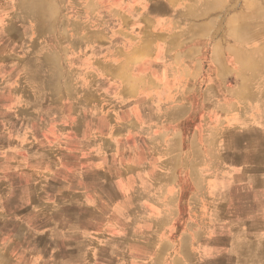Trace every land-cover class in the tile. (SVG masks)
Instances as JSON below:
<instances>
[{"label":"crops","instance_id":"0c3cea01","mask_svg":"<svg viewBox=\"0 0 264 264\" xmlns=\"http://www.w3.org/2000/svg\"><path fill=\"white\" fill-rule=\"evenodd\" d=\"M214 10L211 0H0V68L5 34L22 33L33 48L14 70L10 110L27 115V146L37 141L35 119L57 141L36 154L21 152L18 139L15 157L29 178L13 186L27 192L18 207L41 216L31 229L49 247H0V264H163L168 254L173 264H232L235 241L263 240L264 153L249 148L236 154L235 199L211 196L203 213L189 201L178 230L179 123L198 96L217 103L218 84L233 73L222 39L211 42ZM120 137L145 154L117 153ZM138 166L152 168L151 185L131 183ZM222 170L203 166V175Z\"/></svg>","mask_w":264,"mask_h":264},{"label":"rangeland","instance_id":"374dc122","mask_svg":"<svg viewBox=\"0 0 264 264\" xmlns=\"http://www.w3.org/2000/svg\"><path fill=\"white\" fill-rule=\"evenodd\" d=\"M211 1L215 7L211 42L216 36L222 39L223 54L231 64L233 73L228 75L224 85L218 84L217 92L220 96H218L217 103L207 107L202 96H198L195 110L182 118L179 123L182 142L180 148L182 159L176 179V186L180 189L179 231L184 229L189 218L187 215L189 201H195L196 206L201 208L200 211L203 210V203L211 196L217 200L228 198L233 201L236 196L234 186L241 184V177L235 174L238 166L236 154L243 152L239 149L249 148L257 153H264V0ZM58 3L55 2L57 11L60 8ZM17 35H19V40L15 38V34L13 36L5 34L3 67L0 68V247L5 250L9 249V251L12 248L22 251L32 248L44 250L49 247L50 242L43 236L38 237V232L31 229L32 222L39 221L41 216L34 214L28 219L23 213L24 210L18 207V200L20 201L23 197L27 198V192L18 190L17 186L13 191L15 188L13 186L18 185V182L22 185L27 184L29 180L27 175H19L16 170L18 166L15 159L18 153L16 148L18 139H21L19 145L21 152L29 150L42 154L46 147H50L48 144L50 141L51 145L57 141L51 139V133L47 134V130L43 128L44 122L35 119L33 120L35 121L33 131H35L34 136L37 141L27 146L22 138L27 136L28 123L24 118L27 115L13 113L10 110L12 79L14 75H18V72L14 70L21 61L20 58L28 61L33 55L28 57L33 49L26 48L25 41L28 38L22 33ZM56 35L59 37V34ZM20 40L22 42H19ZM42 51L43 49L37 50V55L43 56ZM208 53L209 51L206 50L204 55L207 56ZM3 78H8V80L5 79L7 81L3 82ZM232 103L233 106L229 109L219 106ZM253 103L255 107L251 106ZM250 109L252 111H249ZM166 131L168 132L166 136H171V130ZM128 140L131 141L128 137L119 138L121 145L118 144L120 150L116 148L117 153L140 154L144 152L145 154L146 146L139 145L134 137L132 143H125ZM243 140L250 141L252 144L244 146L242 145ZM46 142H48L47 145ZM244 152L251 153L249 150ZM195 157L198 159L194 162ZM203 166H212L213 169L223 168L221 172L226 170L229 173L227 176H204ZM151 169L142 166L133 169L131 183L151 185ZM229 170H232V173ZM19 212L21 214L16 215ZM33 227L38 226L33 224ZM232 227L234 229L236 226ZM175 232L173 237L176 242L178 237L175 238L177 236ZM234 232V230L230 231L231 234ZM51 235L59 239L58 232L54 231ZM261 240L260 242L252 240L243 242L239 238L235 241L232 247V264H264V234ZM20 259L21 263L27 264L25 257ZM163 264H173L170 254L165 256ZM179 264H187L186 258L180 257Z\"/></svg>","mask_w":264,"mask_h":264},{"label":"bare ground","instance_id":"6f19581e","mask_svg":"<svg viewBox=\"0 0 264 264\" xmlns=\"http://www.w3.org/2000/svg\"><path fill=\"white\" fill-rule=\"evenodd\" d=\"M262 91H263V89H262ZM264 92V91H263ZM261 94V93H260ZM261 96V95H260ZM88 103V102H87ZM257 126V125H256ZM261 128V127H260ZM264 129V128H263ZM258 135V134H257ZM230 136V135H229ZM228 137V136H227ZM256 137V136H255ZM258 138V137H257ZM260 138V137H259ZM231 139V138H230ZM233 139V138H232ZM229 146V145H228ZM257 148V147H256ZM252 153H253V150L251 151ZM249 155V154H248ZM252 155V154H251ZM250 162V161H249ZM252 162V161H251ZM255 164V163H254ZM246 172V171H245ZM208 174V173H207ZM261 174V173H260ZM244 175V174H243ZM247 175H249V174H247ZM263 176V175H262ZM256 179V178H255ZM261 178H259V180H260ZM253 180V179H252ZM241 181V180H240ZM257 183V182H256ZM264 183V182H263ZM250 186V185H249ZM251 187H252V185H251ZM199 188V187H198ZM94 191V190H93ZM202 191V190H201ZM205 191V190H204ZM200 192V191H199ZM203 192V191H202ZM210 191H208V193H209ZM207 193V192H206ZM255 193V192H254ZM257 193V192H256ZM210 194V193H209ZM207 196V195H206ZM209 198V197H208ZM213 198H215L214 196H213ZM218 201V200H217ZM210 202V201H209ZM249 202V201H248ZM211 203H213V202H211ZM196 204V203H195ZM214 204V203H213ZM248 204V203H247ZM250 204V203H249ZM259 204V203H258ZM253 205V204H252ZM257 205V204H256ZM211 206V205H210ZM210 206H208V207H210ZM250 206V205H249ZM216 207V206H215ZM203 209V208H202ZM210 209V208H209ZM205 211V210H204ZM255 211V210H254ZM202 212V211H201ZM229 212V211H228ZM253 212V211H252ZM203 213V212H202ZM226 213V212H225ZM224 213V214H225ZM257 213V212H256ZM255 213V214H256ZM206 214V213H205ZM218 215H219V213H218ZM249 215V214H248ZM205 217V216H204ZM236 217V216H235ZM247 218V217H246ZM235 219V218H234ZM238 219V218H237ZM205 220V219H204ZM234 221V220H233ZM257 221V220H256ZM241 222V221H240ZM256 223V222H255ZM259 223H260V221H259ZM202 224V223H201ZM208 224V223H207ZM229 224V223H228ZM220 225H221V223H220ZM260 225H262V224H259V226ZM206 226V225H205ZM241 228V227H240ZM206 230L208 229V228H205ZM210 230H211V228H209ZM245 229V228H244ZM243 229V230H244ZM215 230V229H214ZM261 230V229H260ZM254 231V230H253ZM214 232V231H213ZM238 232V231H237ZM260 232V231H259ZM207 233V232H206ZM236 233V232H235ZM209 234V233H208ZM239 234V233H238ZM252 234H254V233H252ZM233 236V235H232ZM234 236H235V234H234ZM241 236H243V235H241ZM250 237V236H249ZM254 237V236H253ZM257 237V236H256ZM247 238V237H246ZM254 239V238H253ZM233 240V239H232ZM207 242V241H206ZM233 242V241H232ZM220 246H222V245H220ZM202 247H203V245H202ZM204 248V247H203ZM220 247H218V249H219ZM223 248H224V246H223ZM211 249H212V247H211ZM214 250V249H213ZM206 251V250H205ZM210 251V250H209ZM208 251V252H209ZM217 251V250H216ZM216 251H215V253H216ZM226 252V251H225ZM223 253V252H222ZM210 254V253H209ZM219 255V254H218Z\"/></svg>","mask_w":264,"mask_h":264}]
</instances>
